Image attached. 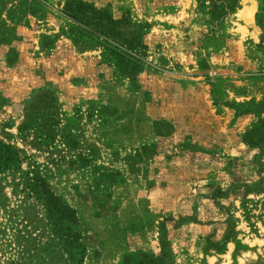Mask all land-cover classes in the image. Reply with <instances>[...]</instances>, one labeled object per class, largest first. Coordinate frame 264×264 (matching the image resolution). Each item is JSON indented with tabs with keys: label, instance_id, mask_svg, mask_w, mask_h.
Masks as SVG:
<instances>
[{
	"label": "rangeland",
	"instance_id": "1",
	"mask_svg": "<svg viewBox=\"0 0 264 264\" xmlns=\"http://www.w3.org/2000/svg\"><path fill=\"white\" fill-rule=\"evenodd\" d=\"M251 100L264 0H0V264H264Z\"/></svg>",
	"mask_w": 264,
	"mask_h": 264
},
{
	"label": "trees",
	"instance_id": "2",
	"mask_svg": "<svg viewBox=\"0 0 264 264\" xmlns=\"http://www.w3.org/2000/svg\"><path fill=\"white\" fill-rule=\"evenodd\" d=\"M240 107H241L242 113L244 111H249V107H251V110L257 112L262 108L264 110V101L254 102L251 100L248 103L242 104ZM241 112H239V113H241ZM254 135H258L261 137V139L263 138V140H264V120L262 121V123L259 126L254 127V128H252L246 132V138L250 141L251 144H253V145L260 144L259 143L260 138H255ZM129 256H131V255H128L127 257H129ZM139 259L141 261V264H162L163 263L162 258L157 257L153 253L144 252L139 256ZM126 264H129V262L127 261Z\"/></svg>",
	"mask_w": 264,
	"mask_h": 264
}]
</instances>
